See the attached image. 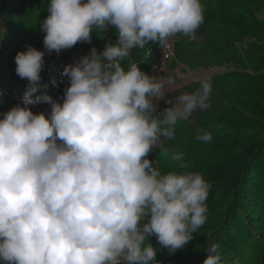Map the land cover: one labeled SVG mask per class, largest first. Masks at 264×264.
<instances>
[{
    "label": "clouds",
    "instance_id": "9594fccd",
    "mask_svg": "<svg viewBox=\"0 0 264 264\" xmlns=\"http://www.w3.org/2000/svg\"><path fill=\"white\" fill-rule=\"evenodd\" d=\"M204 11L202 0H49L41 22L47 52L109 29L117 39L64 67L62 101L47 85L32 98L44 51L29 45L16 53L15 72L28 87L0 118L3 264H159L150 236L175 253L206 223L211 184L187 170L174 146L164 155L184 171L163 172L149 153L174 140L181 121L211 108L213 77L157 111L174 77L150 75L133 58L134 50L177 35L196 41ZM38 101L50 105L47 114L32 110ZM195 138L207 144L213 133L201 128ZM218 247H207L202 264H222Z\"/></svg>",
    "mask_w": 264,
    "mask_h": 264
},
{
    "label": "rangeland",
    "instance_id": "374dc122",
    "mask_svg": "<svg viewBox=\"0 0 264 264\" xmlns=\"http://www.w3.org/2000/svg\"><path fill=\"white\" fill-rule=\"evenodd\" d=\"M202 3L205 8L204 23L212 30V34L207 32L201 37L199 51L208 54L216 49L217 53L222 55L232 51L235 57H226L227 66L221 68L210 67L189 71L186 74L181 73L182 76L172 72L177 77L179 76L181 81L174 79V84H165L164 94L175 89L179 84L186 85L198 81L209 73L215 74L220 79L221 83H213L211 108L217 103L220 108L224 109L223 112L216 107L217 118L212 119L210 118L211 108L202 112L197 110L188 121L180 122L177 136L185 143V148L181 149L185 153V162L189 164L187 170L201 173L204 179L211 184V188L214 187L217 190L210 193L217 200H223L225 205L229 198H232V191L228 192V190L237 185V182L232 180V176L240 174L246 169L250 170L248 159L255 149H259L261 144H264V67L262 68L256 63L259 59V63L264 66V0H255L249 5L241 0H202ZM182 42L192 43L193 41L182 38ZM228 45L231 46V49L226 51L225 47ZM181 49L186 50L185 47ZM180 67H177L178 72ZM173 74L171 77L176 78ZM195 89L196 87H193V90ZM229 113H232V119L222 123L217 122L221 120L220 116L224 117ZM236 114L239 115L235 116ZM205 123L209 124V129L213 124L214 127L219 124L222 131L228 134L219 139L225 140V142L229 140L228 142L232 146L223 150L222 143L214 141L216 138H213L212 141L216 146H222V151L218 152L215 148L209 149L206 144L196 140L197 131ZM194 124H198L200 128L195 130ZM250 125H253V128L261 126L257 132L256 140L248 134L254 132ZM242 133L248 136L243 137ZM236 136H241V139H237ZM167 141L164 140L160 148H165ZM190 141L202 146L197 151L193 150L192 155L189 154L187 148ZM200 158H205L207 161L200 162ZM196 159H198L197 164H195ZM167 161L170 162L169 170L160 168L162 171H184V169L177 168L169 159ZM257 161L258 165L264 166V154L259 155ZM156 165H159V162L156 161ZM195 166L198 167V170ZM214 181L220 183L217 185L213 183ZM250 187L253 186L250 184ZM159 254L160 252L157 253V255Z\"/></svg>",
    "mask_w": 264,
    "mask_h": 264
},
{
    "label": "trees",
    "instance_id": "16d2710c",
    "mask_svg": "<svg viewBox=\"0 0 264 264\" xmlns=\"http://www.w3.org/2000/svg\"><path fill=\"white\" fill-rule=\"evenodd\" d=\"M251 1L241 0V2L248 5L255 2V0ZM48 3L49 0H0V84L2 83L5 87H9L10 82L9 78H6L9 74L6 57H9L13 52L25 50L29 45L37 49H45L43 45L45 33L41 30V22L48 15ZM208 34H212L211 29H209ZM99 35H101L99 38H103L105 33H99ZM229 49H231L230 45L225 47L226 51ZM256 63L261 65L262 68L264 67L259 63V59ZM212 77L213 83H221L216 75ZM216 107L221 112L224 110L215 103L210 109V118L212 119L217 118ZM232 116V113L226 114L224 117L220 116L221 120L217 122H226L232 119ZM250 126H252L254 132L248 134L256 140L257 132L261 126L258 128H253V125ZM201 127L212 131L213 138H216L214 141L222 143L223 150H227L232 146V144H229V140L225 142V140L219 139L228 135L227 132L222 131L219 124L215 127L213 124L210 129L209 124L206 123ZM198 128L200 126L194 124V129L197 130ZM242 136L248 135L242 133ZM236 137L241 139V136ZM184 144V141L179 139L177 143L179 151L185 148ZM206 145L209 149L215 148L218 152L222 151V146H216L213 141ZM201 147L200 144L197 145L192 141L187 146L190 155H192L193 150L197 151ZM261 154H264L263 143L259 149L253 151L252 156L248 159L251 172L246 169V171L232 176V180H235L237 185L228 190V192L232 191V198H229L225 205L223 200H217L211 194L210 200H207L209 211L206 223L197 233H193L190 244L185 245L187 248L180 254L171 255L166 253L163 257H168L169 260H179L178 264H184L181 263L182 260L198 255V252L205 249L208 244L218 242L222 248L218 251L221 262L225 255H228L232 260L238 259L239 262L248 263V261H253L255 264H264V166L258 165L257 161ZM167 159L163 152L158 153L156 160L159 165L157 166L162 170H169L168 164L170 162ZM203 161L206 162L207 160L200 158V162ZM197 163L198 159L195 161V164ZM195 168L198 170V167L195 166ZM213 183L218 185L220 182L214 181ZM250 184L253 187H250ZM212 191L217 190L213 187ZM214 230L219 231V233L213 232Z\"/></svg>",
    "mask_w": 264,
    "mask_h": 264
}]
</instances>
